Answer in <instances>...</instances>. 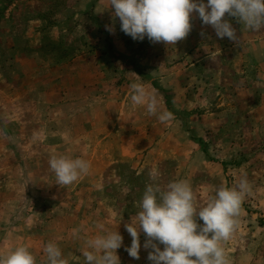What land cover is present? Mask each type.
I'll return each instance as SVG.
<instances>
[{
  "label": "rangeland",
  "instance_id": "374dc122",
  "mask_svg": "<svg viewBox=\"0 0 264 264\" xmlns=\"http://www.w3.org/2000/svg\"><path fill=\"white\" fill-rule=\"evenodd\" d=\"M106 5L0 0V254L26 245L36 264H48L44 247L55 242L66 264H85L86 241L118 230L121 264H150L143 232L140 258L125 251L126 225L156 171L161 187L187 181L197 209L246 176L249 193L222 246L229 264H249L246 256L264 264V28L226 14L237 38L221 39L193 13L187 37L167 45L133 40L114 9L101 13ZM137 82L175 106L182 124L169 121V132L191 142L169 149L168 166L139 141L156 126L131 124ZM53 155L86 159L88 174L55 183Z\"/></svg>",
  "mask_w": 264,
  "mask_h": 264
},
{
  "label": "clouds",
  "instance_id": "9594fccd",
  "mask_svg": "<svg viewBox=\"0 0 264 264\" xmlns=\"http://www.w3.org/2000/svg\"><path fill=\"white\" fill-rule=\"evenodd\" d=\"M120 29L133 40L146 37L154 43L175 45L187 37L192 29V15L197 14L202 24L211 25L217 37L235 40L236 32L228 16L236 18L251 31L264 28V0H108ZM107 30L114 31L113 26ZM131 101L144 106L148 114L166 123L174 119L167 110H160L154 92L142 82L131 84ZM49 168L55 183L65 187L87 175L90 164L86 159L53 155ZM158 172L150 173L152 183L146 185L139 202V211L131 217L126 230L132 237L125 251L133 259L140 258V233L146 240L150 264H229L222 242L232 236L236 217L249 193L246 176H241L236 187H221L207 203L197 209L190 184L185 180L170 181L165 187L157 182ZM197 217L202 223L197 222ZM79 230L73 231L78 237ZM82 250L85 264H121L117 250L123 244L118 230L103 231L86 241ZM161 245L163 247H161ZM48 264H66L62 251L55 242L44 247ZM0 264H36V258L26 245H19L0 254Z\"/></svg>",
  "mask_w": 264,
  "mask_h": 264
},
{
  "label": "crops",
  "instance_id": "0c3cea01",
  "mask_svg": "<svg viewBox=\"0 0 264 264\" xmlns=\"http://www.w3.org/2000/svg\"><path fill=\"white\" fill-rule=\"evenodd\" d=\"M111 10H113L112 7L108 8V5L104 6L101 9V13L102 14H111ZM114 29H116V26H113ZM107 29V28H106ZM186 42H189L188 40H186ZM30 61V60H29ZM150 91L154 92L155 95L158 98V101L160 100V96L158 95V93H156V91L154 89H152V87H150L149 85H145ZM184 91H182L183 93ZM184 95V93H183ZM159 106H160V110H167L170 111L173 114L174 119L171 120V122L177 121L179 124H182V122L177 119L175 117V113H174V109L175 106H172V109H166L165 106H163V103L159 102ZM131 124H133L136 128H139V131H143L142 127L146 124L152 123L153 125H155L157 130H152L150 129V136L149 137H144V138H140V143L145 145L148 144V149L149 151V155L150 156H157L160 157L159 160V164L161 163H166V166L169 165V149H172V151H177L180 152L182 150H186L189 147H191L190 143L191 142H187V140H184L182 134L179 135L178 133L174 132H169V122L166 123H162L161 122V129L160 124L155 123V121L158 120V118L156 116L150 115L148 114L146 108L144 106L141 105H135L133 103V108L131 110ZM179 124H176L177 126H179ZM138 143H136L137 145ZM185 144V146H184ZM136 145H134L136 147ZM137 148V147H136ZM247 255H251V250H247L246 252ZM247 261H249V264H252L254 259L252 256H246V258H248Z\"/></svg>",
  "mask_w": 264,
  "mask_h": 264
}]
</instances>
